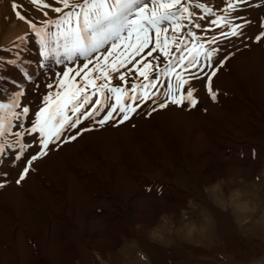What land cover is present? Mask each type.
<instances>
[{
  "label": "rangeland",
  "instance_id": "374dc122",
  "mask_svg": "<svg viewBox=\"0 0 264 264\" xmlns=\"http://www.w3.org/2000/svg\"><path fill=\"white\" fill-rule=\"evenodd\" d=\"M45 2L52 4L54 0H45ZM73 2H77V0H73ZM78 2H82V0H78ZM14 3L18 6L15 10L13 9ZM212 3L223 7L221 0H212ZM250 3L252 5H260V7L242 8L229 18L232 19L233 23H239L240 21L233 19V17L243 16L256 23L248 27L242 36L220 39L216 44L206 45V47L218 49L217 54L211 61H208L203 56L200 57L202 66L208 64L213 66L205 67L207 72L211 73L213 68L217 66V61H224L223 66L217 72L227 71L229 73L230 71L231 74L229 76L232 77L237 73L236 71L243 70L244 75L241 77L244 82L250 83L252 78L248 77V73L256 68L257 62L264 64V39L259 43L254 40L255 34L262 30L259 27V22L261 17H264V0H250ZM0 11V57H3L5 61L13 59H18L19 61L17 64L0 63V76L5 79L11 75V72H18L19 78L22 77L24 79L23 83L16 81L17 83L13 86L17 89L23 88L25 95L21 97L20 103L21 106L28 105L30 107V115H32L41 106V97L49 91L46 84L53 82L55 73L62 71L64 66L55 65L54 61L50 60L49 63L52 65L51 72L39 68L43 58L39 55L38 38L30 31L26 20H31L40 25L42 21L47 19H55L58 14L51 9L38 8L31 3V0H0ZM17 11L26 20L18 19L16 16ZM44 11L48 12V16H44ZM217 15H223V12L217 11ZM212 18L214 19L215 17ZM10 23L22 24L23 31L10 39H4L3 36ZM190 30L195 31L204 40L212 35L219 36L220 31L227 32L229 28L227 26L222 29L211 27L207 37L204 36L202 29L191 28ZM26 33L28 34L27 39L19 45V48H13L12 51L4 50L12 47L14 41L19 43L17 38ZM249 37H252V39H249ZM191 39V37H188L189 41ZM188 46L190 47L191 43ZM105 47L107 48L108 45H105ZM17 53L23 58L25 57L26 62L18 58ZM245 53L247 55L255 54V59L248 60L250 63H244L246 59L243 62H239L238 59L240 57H248ZM232 55L235 57L229 62L228 59ZM30 62L34 66L32 70L28 69ZM78 62L82 63L83 58H79ZM161 62L163 63V61ZM25 67L27 69H24ZM177 70L179 71V69ZM259 71L261 72V70ZM25 72L31 73V80L26 79ZM258 76L253 78V82L260 83L261 87L264 81L262 80V73ZM214 78L213 87L214 90H218ZM235 78L236 76L225 83L221 82L224 86L223 89L226 90L222 92L223 89H220L222 96H227L231 89L237 88V79ZM216 81L217 84L220 83L219 79ZM101 82L97 81V83ZM162 82L166 83L167 78H163ZM202 82L197 83L196 86ZM9 83L12 85L11 82ZM112 83L117 85L120 82L114 78ZM163 91L164 89L160 88V92L163 93ZM1 92L2 86H0V94H2ZM218 92L220 91L218 90ZM201 95L203 98L197 95L200 102L195 108L187 106L177 107L171 104L168 106L179 111L171 114L177 118V122L174 126L172 125V128H182L184 124H189L195 118L201 117V113L205 111L209 102L221 108L222 105L218 103L219 97H217L216 101H212L204 87ZM164 99L165 97L161 94L157 99V103L163 102ZM229 100L232 101V98ZM258 102L261 103V108L264 110L262 107L264 106L262 90L258 93ZM152 107H156V104L151 101L147 105L142 104L136 113L131 114V118L124 123L117 122L120 119L119 116H117L115 121H109L103 126L96 124L94 121L82 119V123L76 129H65L61 141L50 145L48 155L39 159L40 161H35L37 162L36 164L34 162L32 170L29 172L30 177L25 185H22L24 180L20 184L15 182L19 178L23 161L19 162L16 167H11L8 160H5L4 164L0 165V172L9 173L7 177L0 176V182L5 183L4 191L6 192L8 186L15 185L20 188V194L22 193L19 205L14 203L12 206L5 203L6 196L4 194L3 198L0 193V264H110L109 261L111 258L113 259L115 250L120 245V243H114V237H119L120 241L127 239L126 241L132 244L140 264H264V215L262 214L264 202L256 203L252 199L251 194H247L245 202L249 205L251 204V206L248 207V215L240 221L235 218L231 206L229 207V202L235 200L249 186V190L253 191H259V189L261 191L263 188L264 184L261 182L260 185L258 182L264 180V165L258 166L251 172L246 170V167L248 168L252 164L254 155L259 147L262 146L264 148L263 119L259 121L262 124L261 138L263 140L259 144L257 141L248 143L246 139L254 137H250L246 132H236L233 136V147L241 146V152L243 151L242 153L240 152L242 154L241 157L237 155L240 163L238 165L239 170H236L234 164L227 162L222 163L219 168L216 166L218 168L217 171L214 170V162L212 165H205L206 168H204L199 157L196 158L195 155L185 156L183 154L185 145L181 144L180 157L174 158V160L171 159L169 162L173 182L168 184V186L165 185L163 178L155 170V168L159 169L160 166L154 165V168H152L150 161L143 162V165H145L143 169L149 174L145 185L139 180L138 176H127L123 171H118L117 176L113 180H110L101 171L100 179L103 183L97 186L93 183L94 178L87 177L85 173L81 176L77 171L78 167L70 162L79 159L87 162L89 157L93 156L92 158H94L99 153H102V147L112 154L119 170L124 169V164L127 161L136 160L140 156L143 158V152L140 150L142 145L135 143L132 134L136 122L139 121L143 125V119L149 117L147 113L151 111ZM17 110L19 111V109ZM104 114L101 113L95 119H101ZM69 115H72L71 112H69ZM102 127L111 128L112 132L120 127H123V130L110 134L108 142L110 141L111 144H82L83 141L77 144H65L62 142L67 137L75 135L78 130L81 133H85L86 131H82L84 128L93 130ZM124 140L128 141V143L123 144ZM70 141L72 140L68 142ZM112 150H115L117 154L114 155L113 152L115 151ZM35 151H38V149H33V153ZM201 151H203L202 146L194 145L193 152ZM243 153L245 154L243 155ZM126 156L128 158L123 161V157ZM245 156L247 157L246 159ZM59 159L64 160H62L63 168H61L63 173H58L56 169V163ZM152 169L155 175H153ZM53 170L59 175H65L71 185L67 193V204L58 213L51 212L54 209L52 204L51 207L46 206L49 201V193L50 196L53 194L49 190L50 186L47 176L51 177L50 171ZM211 170L215 171L216 176L212 180L207 179V182L202 181L203 176ZM84 183L90 187L86 193L78 190V185H83ZM178 185L182 190L177 187ZM169 186L171 187L169 188ZM175 188L184 194L185 206L181 207L176 213L173 212L172 215H175L174 218L172 217L173 220L164 215L159 217V219H154L156 205L150 198L159 196L158 198L164 200V197L170 191H175ZM133 190L137 191V195L129 196L130 198H128L129 191L132 192ZM110 198H113L121 208L120 212L113 217V220L108 217V213L110 214L111 211L106 205ZM97 204L100 206H96ZM127 204H130V206H127ZM196 213L207 222V228L201 239H187L186 237L177 236L173 231L175 222L188 223L187 229H191ZM56 221L61 222L59 226L64 229V233L57 226ZM255 221L259 225L254 223ZM161 224H165L170 233V237L166 240L162 237L161 228L159 227ZM90 227L93 232L87 233L86 231ZM59 229L61 232H59ZM127 231H129V235L126 236L125 233ZM86 242L98 247L102 259L88 251ZM72 253L74 255H71Z\"/></svg>",
  "mask_w": 264,
  "mask_h": 264
},
{
  "label": "snow or ice",
  "instance_id": "6c2138e0",
  "mask_svg": "<svg viewBox=\"0 0 264 264\" xmlns=\"http://www.w3.org/2000/svg\"><path fill=\"white\" fill-rule=\"evenodd\" d=\"M31 3L58 14L55 19L37 25L16 12L17 18L26 20L38 38L39 55L43 58L39 68L51 72L50 60L64 67L55 73L53 82L46 84L49 91L41 97V106L32 115L28 105L21 106L23 88L8 96L0 94V165L8 160L11 167H16L23 161L17 184L25 180L35 161L48 155L50 145L61 141L65 129H76L82 119L103 126L119 116L117 122L124 123L149 101L156 104L147 113L149 116L170 104L195 108L200 102L196 84L201 81L207 95L216 101L218 90H214L213 78L224 61H217L209 73L205 67L213 66H202L200 57L211 61L218 49L206 45L242 36L256 23L243 16H234L240 22L233 23L229 18L233 13L245 7H260L252 5L250 0H221L223 7L212 0H54L52 4L31 0ZM17 7L14 3L13 9ZM217 11L223 15H217ZM43 14L48 16L47 11ZM210 26L219 29L227 26L229 31L202 40L190 30L202 29L207 37ZM259 27L262 30L254 36L257 43L264 39V17ZM27 36L26 33L18 37L19 43L14 41L12 47L4 50L19 48ZM79 58H83L82 63L78 62ZM5 62L19 61L0 57V63ZM24 74L26 79H32L31 73ZM165 77L166 83L162 82ZM114 78L120 83L113 85ZM3 81L4 77L0 76V86ZM160 88L164 89L163 93ZM161 94L165 99L157 103ZM101 113L105 114L96 120ZM81 134L78 130L62 142L75 140ZM33 149L38 151L33 153ZM8 174L0 172L3 177ZM4 186L0 182V188Z\"/></svg>",
  "mask_w": 264,
  "mask_h": 264
},
{
  "label": "bare ground",
  "instance_id": "6f19581e",
  "mask_svg": "<svg viewBox=\"0 0 264 264\" xmlns=\"http://www.w3.org/2000/svg\"><path fill=\"white\" fill-rule=\"evenodd\" d=\"M22 31H23L22 24L10 23L8 27L6 28V33L4 34L3 38L10 39ZM247 56L248 57H245V56L240 57L238 61L243 62L246 59L244 63L245 62L250 63L248 62V60H251L252 58L255 59L254 57L255 54L253 55L248 54ZM234 57L235 56L232 55L231 57H229L228 61L231 62ZM18 58L22 59L23 61L26 60L25 57L23 58V56H20V55ZM28 60L30 61V59ZM241 66H242V63H241ZM33 67L34 66L32 62H30L28 69L32 70ZM24 69H27V68L25 67ZM259 70H261V72ZM236 72L237 73L234 76H236L235 79H237L236 81L237 88L235 87L236 89L234 90L229 89L230 92H228V95L225 94L227 96L221 95L222 92L226 91L223 89L224 86L221 82L225 83L227 80H229L230 78L234 76L232 77L229 76L231 74L230 71L229 73H227V71H219L217 72L214 78L215 84L217 85L216 88L220 91L218 92L217 97H219L218 103L222 105L221 108H218L216 104H213L212 102L207 103V108H205V111L201 113V117L195 118L193 121H191L192 123L190 122L189 124H184L182 128H179V127H177L178 129H175L176 127L172 128V125L174 126V124H176L177 118L174 115L172 116L171 114L174 112H179V111L173 108H170V107L159 109L155 112H152V114L147 118L141 117V118H144L143 119L144 123L142 125L140 124L139 121L136 122L132 135H133L135 143L142 145L140 146V150H142L144 157L141 158L142 156L139 155L140 158L138 159L135 158L136 160H133V161L132 160L127 161V163L124 164L125 165L124 169L122 170L118 169L116 162L114 161L112 157V154H110V152L106 150L104 147L101 148L103 151L102 153H99V155L94 158H92L93 156L91 158L89 157V159H87V162L81 159L75 160V161L73 160L70 162L75 164L78 167V169L77 168L76 169L81 174V176L82 174L85 173L87 177L94 178L93 183L97 186L103 183V181L100 179V175L102 173L101 171H103L110 178V180L111 179L113 180V178L117 176L118 171H123L124 174L127 176H131V177L138 176L139 180H141L145 185L147 184V178H149V174H147L146 171L143 169L145 167V165H143V162L150 161L152 168H154V165L157 167L160 166L159 169L155 168V170H157V172L163 178V182H165V185L168 186V184L173 182L172 181L173 178L171 177L172 173L170 171L171 169L169 167V162L171 161V159L174 160V158L180 157L181 155L180 152L182 151L181 144H184L185 148H184L183 154L185 156L195 155L196 158L199 157L202 160V167L204 168H206L205 165L209 166L210 164L212 165V163L214 162L215 163L214 170L217 171L218 168L222 165V163L227 162V163L234 164L236 167V170H239L240 168H238L239 167L238 165L240 163H239L237 155L241 157L242 155L241 153L243 151L241 152V148H240L241 146L233 147L234 145H232L233 136L235 135V133L236 132H246L248 135H250V137H254V138H247L246 141L248 143L257 141L259 144V142L263 141L261 138L262 137L261 136V129H262L261 125L262 124H260L259 121H261V119L264 120V110L261 108V105H260L261 103L258 102V93L261 90L263 91V103H264V81L262 82V85L260 87V83H256L255 81L253 82V78L259 77L258 75H261L262 73V77H263L262 80H264V64L262 62L261 63L257 62L256 68L250 73H248L249 74L248 77L250 76L249 78H252L251 80L249 79L250 83L244 82V79L242 78L244 75L243 70L239 72L236 71ZM218 79L220 80L219 81L220 83L217 84L216 80ZM23 80L24 79L22 77L19 78L18 72H11V75H9V77H6L3 81L1 93L4 96L14 94L18 89L15 86H13V84L11 85L9 82L17 81V82L23 83L24 82ZM260 80H261V77H260ZM196 87L199 89L196 94L200 98H203V96L201 95L203 93V82L201 84H198ZM220 89H223L222 92ZM231 98H232V101L229 100ZM262 107L264 108V106ZM184 126L186 127L184 128ZM122 130H123V127H120L119 129L113 130V132L115 131L119 132ZM113 132H112V129L108 127H102V128L93 129V130L91 129L89 131H86L85 133H82L75 140H72L65 144H77L80 141H83L82 144H111V142L110 141L108 142V140L110 139V134H112ZM127 143L128 141H125L123 144H127ZM196 144L202 146L203 151L193 152V147ZM263 149L264 148L262 146L259 147L258 151L254 155V160L252 161V164L248 168L246 167L247 171H250V172L254 171L258 166L264 165V158H263L264 150ZM112 151H115V150H112ZM113 154L114 155L117 154L116 151L113 152ZM244 154L245 153H243V155ZM127 158H128L127 156L123 157V161L124 160L126 161ZM246 158L247 157L245 156V159ZM62 160L59 159V161L56 163V169L58 173H63L61 168H63L62 162L64 160L63 161ZM36 163L37 162H35V164ZM216 166L218 168H216ZM214 170H211L206 175H204L202 181L205 182L207 179L212 180L216 176ZM152 172H153V169H152ZM50 173H51V177L49 176L47 177H48L49 186H50L49 190L53 194L50 196V193H49V196H48L49 201L47 202L48 204H46V206L51 207V204H52V207H54V209H52L51 212L58 213L62 211L67 204V198H68L67 193H68V190L71 188V185L66 179L65 175H59L58 173L54 172V170L50 171ZM153 175H155V173ZM29 177L30 175L28 174V177H26L22 185L27 184L28 182L27 180L29 179ZM261 182L262 184H264V180L259 181L258 183L261 185ZM170 187L171 186H169V188ZM177 187L180 190H182V188L179 185ZM249 187L247 190L242 191V193L235 200H233L232 202H229V207L231 206V209H232V212L234 213L235 218L239 221L248 215L249 211L247 210L249 209L248 207L251 206V204L249 205L247 202H245V197L247 194H251L252 199L256 203L264 202V185L261 191L260 189L259 191L249 190ZM78 188H79L78 190L81 191L82 193H86V191H89L90 187L88 186V184L84 183L83 185L79 184ZM179 189L175 188V191L173 192L169 190L170 192L167 194V196L164 195L165 196L164 200L162 198H158L159 196H157V198L156 197L150 198L151 201L156 205L154 209L155 210L154 219H159V217L164 215L167 218H170L171 220H173L175 216V215H172L173 212L176 213V211H178L181 207L185 206V196L184 194L181 193V191H179ZM53 191L54 192L56 191V192L54 193ZM129 192L130 194L128 195V198L137 195L136 190H133L132 192L129 191ZM0 193L2 194L3 198L5 194L6 202L5 201L4 202L7 203L9 206H12V204L14 203H17V205H19L18 203H20V200L22 199V195H21L22 193L20 194V188L19 187L17 188V186L15 185L8 186L6 189V192L4 191L3 188L0 189ZM99 204H97L96 206L99 207L100 206ZM106 205H107V208H109L111 211L110 214L108 213L109 215L108 217L113 220V217H115V215H117L118 212H120L121 208L118 206V204L115 202L113 198H110ZM127 206H130V204H127ZM262 214L264 215V211ZM256 221L254 223L258 224ZM56 224H58L57 226L64 233V229L59 226L61 222L56 221ZM187 224H185L182 221L178 223L175 222V226L173 228L174 233L177 236L186 237L187 239L188 238L201 239L202 235H204L205 230L207 228V222L203 219V217H201L198 213H196L193 219V225L191 229H187V226H188ZM159 227L161 228L163 239L165 240L168 239L170 237V233H169L167 226L165 224L163 225L161 224ZM60 229H59V232H61ZM91 229H92L91 227L88 228L86 232L87 233L93 232ZM125 235L126 236L129 235V231H127ZM113 240H114V243H120V245L118 249L115 250L116 252L113 255V259L111 258V260L109 261L110 264H140L136 256L134 247L132 246V244H130L129 241H126L127 239L120 241L119 237L118 238L114 237ZM86 246L90 253H93L97 255L99 259H102L99 253L98 247L96 245H93L90 242H86ZM71 255H74V253H72Z\"/></svg>",
  "mask_w": 264,
  "mask_h": 264
}]
</instances>
